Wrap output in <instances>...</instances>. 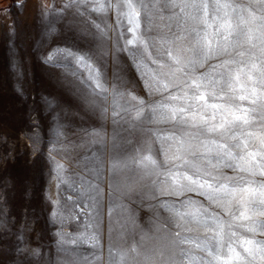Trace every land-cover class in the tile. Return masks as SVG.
Wrapping results in <instances>:
<instances>
[{
	"label": "snow or ice",
	"instance_id": "1",
	"mask_svg": "<svg viewBox=\"0 0 264 264\" xmlns=\"http://www.w3.org/2000/svg\"><path fill=\"white\" fill-rule=\"evenodd\" d=\"M60 11L87 20L97 49H55L47 62L71 65L83 103L114 127L107 168L106 128L84 132L98 148L67 196L82 229L57 233L56 264H264V0H67ZM120 56L146 97L109 78ZM129 129L136 144L120 136ZM106 173L109 236L113 222L121 235L139 228L125 199L152 213L107 260Z\"/></svg>",
	"mask_w": 264,
	"mask_h": 264
},
{
	"label": "rangeland",
	"instance_id": "2",
	"mask_svg": "<svg viewBox=\"0 0 264 264\" xmlns=\"http://www.w3.org/2000/svg\"><path fill=\"white\" fill-rule=\"evenodd\" d=\"M66 2L0 0V264H56L61 259L57 255V233L75 235L82 229L77 220L69 217L67 196L71 194L69 179L83 171L84 154L98 148L84 142L85 130H99L104 125L108 133L106 168L113 155L111 121L101 120L83 103L82 94L77 91L80 86L70 75L71 65L47 62L55 49H97L92 39L94 29L87 20L61 13ZM64 30L74 31L80 41L67 40L62 35ZM113 72L124 79L135 95L146 97L142 81L126 57L108 61L109 78ZM48 101L51 107L46 105ZM61 104L72 108L60 112ZM120 136L133 144L140 139L131 129L121 131ZM100 187L104 206L101 244L107 260L109 245L122 250L130 247L134 239L139 240L140 228L148 227L152 213L147 201L140 204L125 199L123 202L136 210L139 228L135 234L129 230L121 235L113 222L109 236L107 173ZM115 218L114 214V221ZM81 247L88 250V245Z\"/></svg>",
	"mask_w": 264,
	"mask_h": 264
},
{
	"label": "bare ground",
	"instance_id": "3",
	"mask_svg": "<svg viewBox=\"0 0 264 264\" xmlns=\"http://www.w3.org/2000/svg\"><path fill=\"white\" fill-rule=\"evenodd\" d=\"M44 21V20H43ZM64 21V20H63ZM83 21V20H82ZM39 23V22H38ZM53 23V22H52ZM63 23V22H62ZM67 23V22H66ZM48 26V25H47ZM61 26V25H60ZM33 28V27H32ZM42 28V27H41ZM40 28V29H41ZM45 29V28H44ZM65 29V28H64ZM36 30V29H35ZM46 30V29H45ZM60 31H62V30H60ZM65 31V30H64ZM28 32H29V30H28ZM37 32V31H36ZM66 33H62V35L63 36H65V38L68 40L69 38H71V40L70 41H72L73 43L74 42H76V43H78L79 41H80V39H79V36H74L73 34H74V31H72L71 33H69L68 31H65ZM49 33V32H48ZM58 33V32H57ZM25 34V33H24ZM48 35V34H47ZM31 37V36H30ZM38 37V36H37ZM54 37V36H53ZM26 38V37H25ZM24 38V39H25ZM40 38H42V37H40ZM39 38V39H40ZM54 38H56V37H54ZM93 39V38H92ZM15 40V39H14ZM18 40V39H17ZM50 40V39H49ZM52 40V39H51ZM19 41V40H18ZM25 41V40H24ZM28 41V40H27ZM42 41H44V40H42ZM94 41V40H93ZM41 42V41H40ZM50 42V41H49ZM19 43V42H18ZM16 44V43H15ZM48 44V43H47ZM80 44V43H79ZM95 44V43H94ZM97 45V44H96ZM16 46V45H15ZM32 46V45H31ZM94 46V45H93ZM22 47V46H21ZM53 47H54V45H53ZM17 48V47H16ZM36 48V47H35ZM23 51V50H22ZM18 53V52H17ZM7 57V56H6ZM9 58V57H8ZM7 58V59H8ZM40 58V57H39ZM37 59V58H36ZM40 60V59H39ZM42 60V59H41ZM32 62V61H31ZM37 63V62H36ZM34 64V63H33ZM48 64V63H47ZM47 66V65H46ZM34 67V66H33ZM38 67V66H37ZM36 67V68H37ZM42 67V66H41ZM47 67H49V66H47ZM68 68V67H67ZM7 69V68H6ZM21 69V68H20ZM38 69V68H37ZM63 69V68H62ZM65 69V68H64ZM45 71V70H44ZM32 72V71H31ZM34 72V71H33ZM67 72H68V70H67ZM66 72V73H67ZM45 74V73H44ZM47 74V73H46ZM45 74V75H46ZM65 74V73H64ZM63 74V75H64ZM59 76H60V74H59ZM68 76V75H67ZM36 77V76H35ZM23 78V77H22ZM28 78V77H27ZM44 78V77H43ZM52 79V78H51ZM70 79V78H69ZM75 79V78H74ZM73 79V80H74ZM41 80V79H40ZM44 80V79H43ZM68 81V80H67ZM60 82V81H59ZM62 82V81H61ZM61 82H60V84H61ZM36 83V82H35ZM63 83H65V82H63ZM72 83V82H71ZM34 84V83H33ZM39 84V83H38ZM68 84V83H67ZM30 85V84H29ZM36 85V84H35ZM52 85V84H51ZM74 85V84H73ZM58 87H60V86H58ZM66 87H68V86H66ZM35 88V87H34ZM29 89V88H28ZM70 89V88H69ZM47 91V90H46ZM71 91V90H70ZM43 93V92H42ZM72 95V94H71ZM74 95V94H73ZM79 97V96H78ZM45 99H47V98H45ZM80 101V100H79ZM77 104V103H76ZM46 105L48 106V107H51V101H48V102H46ZM76 106V105H75ZM71 105H70V107H68V105L67 104H65V105H63V104H61L60 105V107H59V109H60V112H62L63 110L62 109H67V110H71ZM61 115L62 116H65V113H61ZM92 118V117H91ZM20 188H21V186L20 185H18Z\"/></svg>",
	"mask_w": 264,
	"mask_h": 264
}]
</instances>
